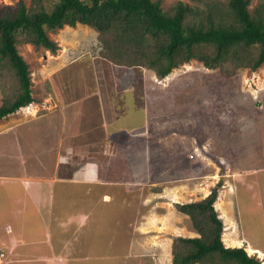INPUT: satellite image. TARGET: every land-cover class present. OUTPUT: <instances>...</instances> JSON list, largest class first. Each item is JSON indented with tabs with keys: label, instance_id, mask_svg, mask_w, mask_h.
I'll use <instances>...</instances> for the list:
<instances>
[{
	"label": "rangeland",
	"instance_id": "374dc122",
	"mask_svg": "<svg viewBox=\"0 0 264 264\" xmlns=\"http://www.w3.org/2000/svg\"><path fill=\"white\" fill-rule=\"evenodd\" d=\"M21 1L29 7L32 0H0V11L17 8ZM153 1H161L167 11L178 3H195ZM257 2L252 0L250 9ZM98 36L91 27L77 24L49 34L59 47L55 55L31 44L18 46L29 66L38 107L35 112L29 107L25 112L21 109L18 115L1 120L0 135L11 126L30 122L34 113L40 117L47 109L55 111L61 103H68L64 111L54 113L53 122L58 126L51 127L59 130L61 123L76 126L79 122L80 137L72 144L87 149L80 163L99 160L103 182L108 183L107 174L113 173L114 181L127 185L105 187L113 196L112 203H100L99 214L106 216H93L88 221L92 225L98 218L108 220L94 230L101 246L95 255L111 252L106 253L104 264H113L114 257L121 264H173L174 240L197 237L190 218L177 204L206 199L220 181L223 184L214 208L223 221V244L244 248L264 264V66L255 72L240 70L227 78L195 60L159 79L144 68L124 69L110 63L102 55ZM17 130L23 133L17 135L27 138L19 152L24 156L29 140L37 135L26 124ZM102 130L112 136L104 142L106 146L103 140L101 144L93 140ZM84 134L85 143L81 138ZM10 135L0 137V146L11 145L6 143ZM1 152L6 153L0 147ZM6 156L10 158L8 152ZM7 158L0 159V171L12 173L14 166ZM14 190L11 183L0 181V213L12 203ZM98 191L90 190L80 202L76 200L80 205H71L69 214L79 216L92 200L90 194ZM7 219L10 221L0 222L3 232V225L18 224L11 214ZM131 224L132 233L128 228ZM129 239L137 248L124 251ZM11 259L12 252L0 251V264ZM86 260L80 264L96 262Z\"/></svg>",
	"mask_w": 264,
	"mask_h": 264
},
{
	"label": "trees",
	"instance_id": "16d2710c",
	"mask_svg": "<svg viewBox=\"0 0 264 264\" xmlns=\"http://www.w3.org/2000/svg\"><path fill=\"white\" fill-rule=\"evenodd\" d=\"M193 1L167 11L153 0H32L29 7L21 1L0 11V121L35 102L18 46L55 55L59 47L49 34L66 26L91 27L110 63L144 68L159 79L195 60L227 78L264 66V0L253 9L252 0ZM222 184L202 201L177 204L197 237L174 240L173 264H261L244 248L223 244L224 225L214 208Z\"/></svg>",
	"mask_w": 264,
	"mask_h": 264
},
{
	"label": "crops",
	"instance_id": "0c3cea01",
	"mask_svg": "<svg viewBox=\"0 0 264 264\" xmlns=\"http://www.w3.org/2000/svg\"><path fill=\"white\" fill-rule=\"evenodd\" d=\"M33 98L35 99L34 96ZM37 107L38 104L35 99V102L29 108L35 112ZM64 107H69L67 102L64 105L61 103L60 108L55 111L47 109V113L40 117H37L34 113L30 122L11 126L6 130H2L5 132L0 135L1 137L11 134L6 143L12 146L1 144V149L6 153L1 152L0 159L7 158L8 152L10 158L7 159L14 166L12 173H9V170L7 172L0 171V181L4 184L11 183L15 187L12 192L14 199H12V203L10 202L9 205L5 206L6 211L3 212L2 210L0 213V222H9L10 219H7V216L11 214L12 220L18 223L17 225L12 223L3 225L5 232L0 229L2 230L0 231V251L5 252L8 250L12 252V261L7 264H37L41 261H44L43 264H80L81 262H88L86 259L96 260L95 264H104V259H107L105 257L106 253H111L107 251L102 256L100 254L95 255L99 253L101 246H99V238L94 230L95 228H101L103 225L101 223L106 218L95 219L92 225H89L88 221L93 216H106L105 214H99L100 203H112L113 196L107 192L105 187L113 185L121 188L123 186L127 187V185L114 181L113 173L107 174L108 183L103 182V167L99 160L93 158L92 161L85 164L80 163V159L83 160L87 156V149L72 144V141L77 142L75 138L80 137L81 126L79 122L76 126L61 123L59 130L51 127L58 126L56 122H53L55 119L52 116L58 110L64 111ZM26 108H22L21 111L24 110L25 112ZM32 111L29 115L32 114ZM18 113L19 111L16 115ZM43 118H46L47 122L42 123ZM38 120L42 124L38 123ZM24 124L29 125L30 130L33 133L35 132L37 136L29 140L31 144L27 147V151L24 150L26 153L22 156V153L19 152L20 150L22 152L24 148L23 139L27 138L21 137L20 135L23 133H20L17 129ZM103 125L101 122V128ZM18 132L20 135H17ZM96 135L98 136L93 140H96L98 144H101L99 141L103 140L102 144L105 145V140L108 139L109 141L112 138L104 130H102V134L98 132ZM85 137L86 134L83 137L81 135L84 143L87 142ZM20 140L22 146L18 145ZM89 142H92V140ZM15 146L19 148L17 151ZM109 176H111L110 179ZM82 187L87 189L80 190ZM100 188L102 189L100 190ZM94 189H99V191L96 195L90 194L93 198L85 204L86 206L82 207L83 211H80L82 210L80 208L76 209L80 211L79 216L69 214L70 206L80 205L76 200L80 202V197H85L90 193V190L93 191ZM104 228H107L106 225H104ZM128 228L132 233V224ZM129 242L130 239L125 244L124 251L127 248L130 250L137 248V243L134 245L135 243ZM69 246L71 247L69 248ZM72 247L77 250L76 253ZM25 249L28 250L24 251ZM29 252L33 253L34 256H30ZM84 253L91 255L90 258L83 257ZM45 255L49 257L46 258ZM112 260H114L113 264L118 262L121 264V261L116 257Z\"/></svg>",
	"mask_w": 264,
	"mask_h": 264
},
{
	"label": "bare ground",
	"instance_id": "6f19581e",
	"mask_svg": "<svg viewBox=\"0 0 264 264\" xmlns=\"http://www.w3.org/2000/svg\"><path fill=\"white\" fill-rule=\"evenodd\" d=\"M250 251V250H249Z\"/></svg>",
	"mask_w": 264,
	"mask_h": 264
},
{
	"label": "built area",
	"instance_id": "2783aa9c",
	"mask_svg": "<svg viewBox=\"0 0 264 264\" xmlns=\"http://www.w3.org/2000/svg\"><path fill=\"white\" fill-rule=\"evenodd\" d=\"M197 154V153H196Z\"/></svg>",
	"mask_w": 264,
	"mask_h": 264
}]
</instances>
